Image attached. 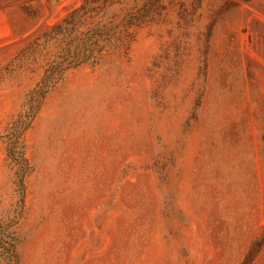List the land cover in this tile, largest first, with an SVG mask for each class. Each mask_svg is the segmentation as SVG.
Here are the masks:
<instances>
[{"label":"rangeland","instance_id":"1","mask_svg":"<svg viewBox=\"0 0 264 264\" xmlns=\"http://www.w3.org/2000/svg\"><path fill=\"white\" fill-rule=\"evenodd\" d=\"M0 225L18 264H264V0H0Z\"/></svg>","mask_w":264,"mask_h":264},{"label":"trees","instance_id":"2","mask_svg":"<svg viewBox=\"0 0 264 264\" xmlns=\"http://www.w3.org/2000/svg\"><path fill=\"white\" fill-rule=\"evenodd\" d=\"M74 15L75 13L71 14L66 20H64L63 24L69 26V23L73 19ZM60 26H62V24L53 27L50 33L62 34V31H59V33H57V30L60 28ZM50 33L48 34L50 35ZM91 33L87 34L82 40L80 47L81 54L76 53L75 55H73L68 65L66 67H63V69H60V80H62V78L69 70L75 69L84 64L91 63L92 60H96L97 62L105 57L106 54L115 50L114 48L109 49L108 47L112 39H107V32H103L102 35L94 34L93 32ZM54 66H56L55 63H53L50 68L53 69ZM57 70L58 69H56L55 72L51 71V75H49L48 73L45 75L43 80H41V82L31 90V92L29 93V99H31L32 96L37 95L38 92L41 99L45 98V96L49 93V91H51L54 85L58 83L59 79H57L55 82L52 81V76H56L55 74H57ZM35 114L36 112H34L31 117L28 116L24 118L19 115L14 121H12L7 130V134H18L20 132L18 138L16 139L15 146L7 147L6 153L9 159L14 161L17 160L20 163V177L18 188L20 189L21 211L24 209V200L26 193L25 180L30 170L29 162L26 157V147L23 141V135L25 131L30 128L32 119L34 118ZM17 242L18 239L14 236L11 228L4 227V229H2L0 225V258L7 261L8 264H18L16 255Z\"/></svg>","mask_w":264,"mask_h":264}]
</instances>
